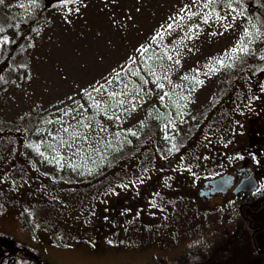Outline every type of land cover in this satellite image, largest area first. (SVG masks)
<instances>
[{
  "label": "rangeland",
  "instance_id": "rangeland-1",
  "mask_svg": "<svg viewBox=\"0 0 264 264\" xmlns=\"http://www.w3.org/2000/svg\"><path fill=\"white\" fill-rule=\"evenodd\" d=\"M0 20V160L12 166L13 171L24 158L25 164L33 163L37 172L65 181L67 187L89 186L84 191L86 196L100 187L99 193L115 197L121 205L127 194L112 193L120 180L118 176H106L111 170L119 174L133 163L148 171L160 158L174 155L186 160L185 154L192 155L193 161L189 159L186 165L178 161L177 165L192 169L203 149L208 152L221 145L235 149L244 134L239 129L244 127L248 114L264 104V0H214L212 4L207 0H82L66 6L64 0H4ZM143 47L148 51L142 52ZM240 47H246L248 52L239 51ZM176 59L179 64L174 63ZM160 65L171 66L167 75L172 83L163 78L159 81L164 84L163 90L157 88L152 82L155 77L148 73V68H155L163 77ZM137 69L149 81L147 85L131 75ZM114 70L121 72L122 83L114 82L109 91H121L128 83L130 99L138 85L145 91L152 89L135 111L123 112L113 102L120 121L98 114L89 107L90 98L81 94L85 88L91 91L90 86L97 81L104 83L109 74L115 76ZM184 76L188 79H182ZM164 92L169 96L161 101L159 97ZM93 95L101 98L99 93ZM74 101L84 104L87 114L108 127V133L101 134L103 140L94 145L98 152L84 145V150L73 156L75 148L70 151L61 146V139H71L73 129L69 125L76 124L73 115L79 118L75 112L64 115L78 107ZM148 118L158 122L157 139L151 143L156 154L140 153L146 139L142 133L149 134V130L144 131ZM65 127H69V133L63 131ZM192 131L196 133L185 142L186 134ZM49 132L57 138L54 140ZM116 132L120 135H113ZM212 137L218 140L211 142ZM75 143L80 145L82 141ZM133 153L141 158L124 156ZM248 158L255 164L252 156ZM204 159L203 171L189 176L211 177L218 173L220 165L223 170L228 168L222 163L215 166L217 162L210 156ZM234 162L237 163L235 158ZM102 175L105 181L97 187L94 182ZM262 190L261 187L255 194ZM78 205L95 210L93 205ZM141 208L136 206L127 216L120 215V221L87 225L85 212H81L74 215L79 222L63 224L55 223L53 217L50 221L47 210L36 212L45 216H33L22 209L18 218L14 206L0 202V235L10 236L16 245L32 248L41 262L50 264H192L204 261L210 254L208 244L199 236L180 240L178 232L190 226L188 217L171 234L161 227L154 230L155 212ZM135 210L146 215L135 217ZM262 210L255 214L257 219L264 216ZM103 212L101 209L98 215ZM110 212L112 209L105 211ZM191 221L196 224L195 219ZM215 227V239H223L226 224L218 221L212 226ZM98 230L105 232V240L93 237L101 233ZM248 233L250 229L244 235ZM171 235L173 242L166 243Z\"/></svg>",
  "mask_w": 264,
  "mask_h": 264
},
{
  "label": "flooded vegetation",
  "instance_id": "flooded-vegetation-1",
  "mask_svg": "<svg viewBox=\"0 0 264 264\" xmlns=\"http://www.w3.org/2000/svg\"><path fill=\"white\" fill-rule=\"evenodd\" d=\"M261 107V111L248 114L244 127L239 129L244 134L241 135L235 149L230 146L226 148L223 145L213 146L208 152H206L207 148L203 149L196 161L194 160L198 164L193 165L192 169H182L180 165H177L178 161L184 165L193 161L192 155L185 154L188 157L186 160H179L180 158L174 155L167 159L160 158L148 171H143L142 168L131 163L125 166L122 173L116 174V170L109 173L111 177L118 176L120 180L118 189L115 188L112 193L127 194L126 202H121V205L116 203L115 197H104L105 194L99 193L100 187L90 196L84 193L89 186L67 187L65 181H57L50 175L37 172L33 163L25 164L27 161L24 158L16 164L13 171L12 166L0 160V202L3 205L14 206L17 209L16 213L25 209L33 216H45L38 215L36 212L47 210L50 221L53 217L55 223L63 224L74 220L79 222V218L74 215L85 212L84 222H87V225L106 223L109 220L116 221L120 215L127 216L130 211H134L133 208L141 206L142 210L155 212L154 230L161 227L172 234L181 228L180 225L188 217L190 226L188 230L178 232L180 240L185 237L199 236L201 241L207 244H214L221 240L232 242L239 237L240 232L244 234L247 229H250L251 234L247 235L252 239L254 248L261 254V261L253 264H264V216L263 219H257L255 216L262 209L264 212V130H255L257 123L261 124V128L264 127V104ZM217 140L218 137H212L211 142ZM24 142L22 140V143ZM207 156L216 160L215 166L222 163L228 168L223 170L220 165L218 173L211 177L189 176L197 171H203V161ZM248 156L253 157L255 164L249 162ZM234 158L237 163L234 162ZM106 176L103 175L94 182H97V187L99 183L105 181ZM251 177L257 183L256 188L253 191L241 189L240 185ZM224 178L227 179L226 186L229 183L228 187L219 191L212 182ZM168 183L171 185L169 186ZM261 187L262 192L255 194ZM142 200L144 202H141ZM78 204L93 205L95 210L89 209L90 207L81 208ZM123 208L125 211H120ZM101 209H104V212L98 215ZM108 209H112L109 214L105 213ZM136 212L138 214H135V217L145 214L139 210H135ZM193 219L196 220V224L192 223ZM218 221L226 224V232L222 233L221 240L215 239L217 236L212 231L217 229L212 226ZM98 231L101 233H95L93 237L102 236L101 239L105 240L103 236L105 232ZM172 238V235L167 237L166 243H172ZM0 260L1 264H16V257L6 254L3 250L0 251ZM43 263L48 264L46 261H42Z\"/></svg>",
  "mask_w": 264,
  "mask_h": 264
},
{
  "label": "snow or ice",
  "instance_id": "snow-or-ice-1",
  "mask_svg": "<svg viewBox=\"0 0 264 264\" xmlns=\"http://www.w3.org/2000/svg\"><path fill=\"white\" fill-rule=\"evenodd\" d=\"M81 2L82 0H64V5L66 6L68 4H78ZM193 2L195 3V0H193ZM213 2L214 0H207V4H212ZM3 3H4V0H0V4H3ZM75 11H78V9H75ZM193 15H195V13H193ZM217 19L222 20L224 18L217 16ZM207 22H208V18H205L204 23H207ZM169 27L171 26L169 25ZM2 31L3 29L0 28V32ZM215 34L216 33H213V35ZM245 36H247V30L245 31ZM153 39L155 40V37ZM7 42H8L7 39H5V43ZM147 51H148L147 47L142 48V52H147ZM232 51L235 52L236 49L234 48ZM239 51L247 53L248 49L246 47H240ZM167 58L170 61L173 60L172 56H168ZM129 59L132 61V63H136L135 58L130 57ZM262 59H264V57H262ZM217 62L222 63V61H217ZM174 63L179 64L180 61L176 59L174 60ZM120 68L126 70L124 65H121ZM160 68L164 73L163 77L157 75L155 68H148V73L149 75L155 77V80L152 82L156 83L157 88H159L160 90H163L164 84L159 83V81L161 80V78H163V79L168 80L169 84L172 83V81L168 78V75H167V73L171 71V66L160 65ZM114 71H115V76H112L111 74H109V77L104 78V81H105L104 83H100L99 81H97L93 85L90 86L91 91H89L88 88H85L81 90V94H86L90 98L92 103L89 105V107L94 108L98 114L102 113L104 117L110 121L111 120L120 121L121 115L117 114L113 110V107H114L113 102L115 104V107L121 108L123 112L135 111L136 105L139 104L143 100L144 95H150L152 92V89H148L147 91H145V89L142 86L138 85L135 94L132 95L130 99H127V97H129L130 95L128 83L123 84V90L121 91H116V90L109 91V86H113L114 82L115 84L122 83V80L120 79L121 72L116 71V70ZM210 71H214V69H210ZM131 75L139 77L143 85H147L149 83V81L145 79V77L140 75V71L138 69L132 70ZM182 79H188V77L184 76L182 77ZM197 83L202 84L203 81H197ZM94 92L99 93L101 98L97 99V97L93 95ZM141 93H143V95H141ZM121 96L125 97L126 99H118V97H121ZM166 96H169L168 92H164L163 95L159 97V99L163 101ZM69 99H72V97H69ZM74 103H77L78 107L65 111L64 115H69L72 112H75V113H78L79 118H77L76 115H73L72 119L76 120V124L69 125V127L73 129V131L70 133L71 139L70 140L61 139L60 141L61 146H66L70 151L73 148H75V151H72L73 156L81 153L84 150V145H87L89 148H92L94 151L98 152L99 148H94V145L99 144L103 140V136L101 134L108 133V127L102 121L96 120L93 115L87 114L88 108H86L84 104L79 103L77 101H74ZM126 105H131V108L127 107ZM81 109L83 111H81ZM49 123H52V121H49ZM142 123L143 122H141V124ZM69 127L63 128V131L65 133H69ZM165 127H167V125ZM79 128H83L85 131L81 132L78 130ZM49 135L52 136L54 140L57 138L51 132H49ZM113 135L119 136L120 133L116 132V133H113ZM131 135L135 136L136 133L131 132ZM165 138L168 139L167 135L165 136ZM77 140L82 141V144L76 145L75 142ZM36 151H39V146H36ZM41 155H43V153H41Z\"/></svg>",
  "mask_w": 264,
  "mask_h": 264
},
{
  "label": "trees",
  "instance_id": "trees-1",
  "mask_svg": "<svg viewBox=\"0 0 264 264\" xmlns=\"http://www.w3.org/2000/svg\"><path fill=\"white\" fill-rule=\"evenodd\" d=\"M0 23H3V21L0 20ZM4 77L5 76L3 75L1 79H3ZM1 81L2 80H0V82ZM261 110L262 107L259 108V110L254 109L253 111H261ZM168 111H171V107L168 108ZM154 119L155 118L152 119L148 118L146 120V126L144 128V131L149 130L148 131L149 134L142 133V135H144L146 139L143 142V144H145L143 146L144 148L140 149L141 150L140 153L147 151L149 153L156 154L154 153V151L156 150L154 149V144L157 139V133L159 131V127H158V122L154 121ZM260 129L264 130V127L261 128V124L257 123L255 130L259 131ZM194 132L192 131L189 135L186 134L187 136L185 137V142L187 140H190L191 134H194ZM157 153L161 154V150L158 149ZM124 156H127L126 158L133 159L137 155L133 153L129 156L128 155H124ZM136 158H141V157H136ZM112 171L114 170H111L109 173H111ZM109 173H106V175H108ZM239 234H240L239 237H237L236 240L232 242L221 240L220 242H215L214 244H212L211 248H210L211 244H208L207 245L209 247L208 252L210 254L207 257H205L204 261H196L192 264H253L256 261L258 262L261 261V255L254 248L250 236L244 235L241 232ZM0 250H4L5 252L11 251L12 255L16 257V264H42L35 250L27 246L16 245L10 236L5 237L0 235ZM251 258L253 259L251 260Z\"/></svg>",
  "mask_w": 264,
  "mask_h": 264
},
{
  "label": "water",
  "instance_id": "water-1",
  "mask_svg": "<svg viewBox=\"0 0 264 264\" xmlns=\"http://www.w3.org/2000/svg\"><path fill=\"white\" fill-rule=\"evenodd\" d=\"M224 182H227L226 178L216 180V181L212 182V184L215 185L217 187V189H224L225 188ZM256 185H257V183H256L255 179L251 177L249 179H246V181H244L243 184L240 185V188L252 191L256 188Z\"/></svg>",
  "mask_w": 264,
  "mask_h": 264
},
{
  "label": "bare ground",
  "instance_id": "bare-ground-1",
  "mask_svg": "<svg viewBox=\"0 0 264 264\" xmlns=\"http://www.w3.org/2000/svg\"><path fill=\"white\" fill-rule=\"evenodd\" d=\"M263 11V10H262Z\"/></svg>",
  "mask_w": 264,
  "mask_h": 264
}]
</instances>
